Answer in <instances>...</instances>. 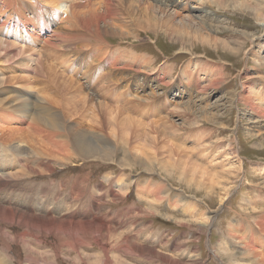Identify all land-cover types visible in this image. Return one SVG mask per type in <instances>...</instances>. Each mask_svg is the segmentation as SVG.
Instances as JSON below:
<instances>
[{
    "label": "rangeland",
    "instance_id": "rangeland-1",
    "mask_svg": "<svg viewBox=\"0 0 264 264\" xmlns=\"http://www.w3.org/2000/svg\"><path fill=\"white\" fill-rule=\"evenodd\" d=\"M185 1L193 7L191 14H198L196 7H203L210 19L203 25L197 24L196 21H186L188 24L185 22L186 24L182 23L181 26V20L177 18L174 19L175 22L169 23L167 30L162 23L163 27L157 26L161 16L156 10L149 11L140 7L135 10V18L137 17V21L140 18L142 23L135 24L134 20L133 25L127 23L126 27L121 29L129 33L141 30L137 32L139 40L129 38L128 33L121 31L119 32L122 39L118 36L107 37L116 53L121 51L123 55L147 58L146 62L152 63L151 69L153 68L154 73L163 81L155 84L150 82L151 74L136 72L137 69H142L136 66L131 70L123 65L124 61L113 67L103 66L101 73L109 76L112 86L115 87L116 92H111L115 96L111 94V98L94 84L90 85L89 79H85L88 68H92L88 78L97 71V63L85 58L88 49L81 51V57H71L67 50L37 41L34 36L28 39L21 37L16 31L7 30V34H4V31L0 30L1 38L15 44L8 53L5 50L0 52L2 87L23 90L43 98V104L66 113L65 121L69 124L74 118L80 121L79 127L82 129L92 127L96 122L99 126L103 122L105 136L111 144L119 147L121 151H126L128 156L131 155L126 158V162L130 164L123 168L112 162L83 161L75 156L63 160L46 153V159L44 155L39 158L40 167L46 163L51 164L52 171L49 175L26 170L25 179L17 174L19 180H16L19 183L17 182L15 188L5 187V191L13 193L22 202L23 198L28 197L26 192L32 191L30 194L33 208H40V205L44 204V209L54 215L69 213L68 218L71 220L102 219L109 223L116 221L112 224L116 227L117 222L122 221L123 225L117 227L113 240L108 241V238L96 235L97 242L74 244L69 236H65L67 241L63 245L56 243L58 239L53 235L41 236L36 230L31 233L21 226L3 225L2 230L9 238L0 234V256L7 259L1 264H27L28 256L34 260L33 264H103L106 255L114 262L110 261V264H264V122L263 125L255 124L259 125L258 127L252 123V120L264 114V52L260 49L264 44V0H246L247 2L240 5L241 8L231 2L232 5L229 0H226L224 6L218 3L219 0L208 4H200L201 0ZM15 4L23 14L29 9L26 15L32 16L34 22L25 24L27 32L34 35L40 28L41 12L46 13L50 9L48 1L15 0ZM13 5L14 0H0L1 20H16L11 12ZM36 7L38 8L35 9ZM172 7L174 8V5L170 7L169 12H172ZM145 14L151 18L154 16L152 21L149 20L151 22L145 23L147 30L144 29L143 22ZM46 15V30L42 34L45 38L50 37L52 29L58 30L63 17L59 14V17L53 18L54 14L50 12ZM181 27L188 28L183 30ZM207 35L209 37H206ZM21 47L23 51H20ZM27 47L30 48L29 53H26ZM182 50L186 51L178 52ZM257 51L261 54L262 62L255 61ZM110 54L111 52L107 58ZM39 60L43 63L42 69L37 66ZM81 63L84 66L82 68ZM48 68L52 69L51 75L44 71ZM55 73L69 81H76V85L80 84L84 90L56 91L52 83ZM25 74L26 77L29 76L32 84L24 88L22 77H25ZM18 76L21 79H17ZM101 77L103 76L97 81ZM91 97L92 99H89ZM88 99L92 103L87 102ZM102 99L106 106L102 105ZM84 106L87 109H83ZM115 107L119 108L120 117L118 108ZM121 109L126 113L122 114ZM80 110L82 114L78 116ZM128 116L134 117L135 119H131L135 122ZM128 121L133 124L130 125ZM138 123L141 124L137 125ZM27 125L28 120L21 123L22 127L26 128ZM174 148L177 151L173 150ZM136 152L137 154H133ZM134 155H141L140 158L150 160L147 162V172L142 171L139 160ZM34 156H25L23 160L13 162L11 152L0 142L2 171H21L22 163L34 165L35 160L39 161L38 155ZM61 183L64 185L59 188ZM44 184L49 188H44ZM71 186L81 188L85 198L75 202L72 199ZM57 188L58 196L53 197L48 192L49 200L46 191L49 189L55 193ZM165 188L172 191V195L178 194L191 208L183 201L175 200L171 194L161 193ZM101 191L105 197L103 204L99 196ZM224 192L226 194L221 200ZM153 194L161 200L158 198L157 201H152L156 204L149 208L148 202L153 198ZM114 195H118V198L111 201ZM46 199L48 205L44 203ZM93 201L96 203H92ZM73 202L78 205L75 207ZM205 214L211 216L207 222ZM23 231L28 232L25 240L26 243L29 241L32 249L27 248L21 241H10V238ZM126 239L128 242L124 243ZM116 243H122V248L116 249ZM105 245L108 248L107 253L101 251V247ZM244 246L250 248L246 250ZM38 251L46 253L45 256L41 257ZM258 259L261 263H258Z\"/></svg>",
    "mask_w": 264,
    "mask_h": 264
},
{
    "label": "bare ground",
    "instance_id": "bare-ground-1",
    "mask_svg": "<svg viewBox=\"0 0 264 264\" xmlns=\"http://www.w3.org/2000/svg\"><path fill=\"white\" fill-rule=\"evenodd\" d=\"M47 1H48L49 8H50L47 10V12L54 14L53 18L59 17V14H60V17L63 16L60 23H59L60 27L59 28L57 27L58 30L52 29V32L49 33L50 37H46V38L42 37V34H44L43 32L46 30V28L44 27V20H45V16H47L46 15L47 12L46 13L41 12L42 17H40L41 21H40V28L38 29V31L33 33L34 35H32L31 32L29 34L27 32L25 22L28 24H31L32 22H34L33 17L32 16L28 17L26 15V12L29 9L26 12H24V14L21 13L20 12L21 9L16 8L15 0H14V5L11 6L12 7L11 12L14 15V17L16 18V20L10 19V21H9V18H6L4 20L0 19V30H3L4 34H7V32H6L7 30H9V31L12 30L14 32L16 31L18 34L22 35L21 37L24 36V38L27 37L28 39H32L31 36H34V38L37 41H43L45 44H47L49 46H59L61 49L67 50L70 53L71 57L72 56L74 57V55H78L79 57H81V56H83V55H81L82 54L81 51H83L84 49H88L87 56L85 55V58L86 59L90 58L93 62L97 63V65H96L97 71L94 72V74L96 73L95 76L93 74L92 77L88 78V74L92 70L91 67L88 68V74H87V77L85 79H87V80L89 79L88 82L91 83L90 85L94 84L96 88L98 87L99 89L103 90L105 92V94H107L106 96H108V97L110 96V98L112 96L111 94H113L111 92H116V91H115V87H113L114 85L112 86V84L110 82V77L107 76L106 74L101 73V67H103V66H112L113 67V66L117 65L120 61H124L123 65L127 66L131 70H133V67L136 66L137 68H142V69L136 68L137 69V70L135 69L136 72L145 73V75L151 74L150 79H149L150 82H152L154 84L158 83V82H163L161 77L154 73V71L152 70L153 68L151 69L152 63L146 62L147 58L145 59L144 57H141V56H139V58H136V57H134L135 55H133V56H127L126 54L123 55V53H120L121 51H117V53H116V50L112 49L111 44L107 40L108 36H118L120 39H122L123 37H122L121 32H125V31H122L121 29L126 27L127 23L130 25H133L132 23L134 22V20L136 21L135 24L138 23L140 25L142 23L140 18H139L140 21L139 20L137 21V19H136L137 17L135 18V13H136L135 10L136 9H139L140 7H142L143 9L149 10V11L156 10V12L158 14H160L161 19L158 22H157V20H155L154 22L155 23L157 22L158 23L157 26H159V27H163L162 24L165 25L167 30L169 29V23L175 22L174 19H177V18H179L181 20L180 21L181 26H182V23H185L186 21H188L189 23L190 22L192 23V21H194V23H195V21H196L197 24L202 23V25H203L206 23L207 19H210V16L203 9V7H196L199 11V13H198L199 15L198 14L195 15L193 13L191 14L193 7H190V5H188L185 0H183L184 2H182V3H177L176 0H47ZM245 1L246 0H229V3L232 2V3H234L235 6H239V8H241L240 5H242ZM210 2L212 3V2H214V0H212V1L211 0H205V1L201 0L199 3L200 4H203V3L208 4ZM218 3L220 5L222 4V6H224L223 4L226 3V0H219ZM173 5H174V8L172 7L173 8L172 12H169L170 7ZM255 5H253V6H255ZM37 8L38 7H36L35 9H37ZM249 8H247V9H249ZM58 10H59V12H58ZM22 11H24V10H22ZM258 12H260V11H258ZM139 13H137V14L139 15ZM143 13H145V12H143ZM143 13H142V15H143ZM155 14H153V15H155ZM158 14H157V16H158ZM145 15H146V17L145 18L143 17L144 29H146L145 23L151 22L153 20L152 18L154 17L153 16L151 18L150 15H149V17L147 16V14H145ZM150 19H151V21H149ZM188 22H186V23L188 24ZM155 23H154V26L156 27ZM190 26H192V24ZM47 27H48V25H47ZM139 27H141V26H139ZM139 27H136V28L139 29ZM65 29L69 30V31L67 32ZM181 29H183V28L181 27ZM119 31H121V32H119ZM139 31H141V30H138L137 32H139ZM157 31H158V29H157ZM135 32H136V30H135ZM135 32L132 31L131 33H129L127 31V32H125V34L128 33L127 37L133 38L134 40H139L140 38H138V33L137 32L135 33ZM25 35H27V36H25ZM206 37H209V36L207 35ZM169 39H171V38H169ZM14 46H15L14 42L0 37V52L5 50V52L8 53V51L12 50V48H14ZM262 47L263 48H260V49H262V52H264L263 51L264 44L262 45ZM25 50L27 51L26 53H29L30 48L27 47V48H25ZM113 50H115V51H113ZM20 51H23L22 47L20 48ZM73 51L75 53H73ZM123 51L126 52L125 50H123ZM185 51L182 50V51H178V52H185ZM109 52H111V54L107 58V55ZM18 53H20V52H18ZM256 53H258V54L256 55L257 59L255 61L259 62L262 59L260 57L261 54L258 51ZM13 54H15V53H13ZM26 55H28V54H26ZM0 58H2V57H0ZM26 63H27V61L24 64H26ZM257 64H259V63H257ZM27 66H28L27 68H29V64H27ZM37 66L39 69H42L43 63H41V60L37 61ZM82 66H83V64L81 63V68H82ZM48 70H44V71L46 73H49V75H51L52 69L48 68ZM19 76L17 77V79L20 78ZM100 76H103V77H101L97 81V79ZM22 78L24 79V80H22L23 81L22 83H24V85H23L24 88L26 86L30 87V85L32 83L29 80V76L26 77V74H25V77H22ZM215 82H216V79H215ZM14 83H15V81H14ZM19 83H21V80ZM52 83H53V86L56 88L55 90L56 91L58 90V92H66V91L74 92V91H78L79 89H83V87L80 84L76 85V81H73V80L69 81L68 79H65L64 76H59L56 73L53 74V76H52ZM113 84H115V83H113ZM165 84H167V83H165ZM20 85H22V84H20ZM209 85H210V83H209ZM203 87L205 88V86H203ZM203 89H202V92L204 91ZM75 93H73V94L70 93V94L75 95ZM84 93L89 94L87 92H84ZM108 94H110V95H108ZM153 94H155V93H153ZM198 94H200V93H198ZM152 95H151V97H152ZM102 96H105V95L102 94ZM113 96H115V94H113ZM89 99H92V97ZM89 99L87 100V102H91V101H89ZM113 100L114 99H112V101ZM147 100H149V99H147ZM81 102H82V100H81ZM43 103H44L43 98H41L39 96H34L31 93H28L25 91L23 92V90H19V89H15V88L2 87L0 84V131H1L0 142L6 146L7 151L11 152L12 159L14 158L13 162H16L18 159L23 160L24 158H26L25 156H29V155L30 156L38 155V159H39L41 157H44L47 154L48 155L50 154L51 156H55V158L57 157V158H60L63 160L64 159L67 160L68 158L75 156L79 160H83V161L112 162L119 167H123V168H125L126 166L128 167L127 164H130V163L126 162V160H127L126 158L128 156L126 154L127 152L121 151V149H119V147L111 144L112 142L108 138H106L105 133H104L105 125L103 124V122H101V124H99V126L96 124L97 123L96 122L94 125L92 124V127L88 126L87 129H82L79 127L80 121H76L77 120L76 118H74L72 116L74 119L72 118L73 120L69 121L71 123V124H69L67 121H65L66 113L60 112L59 110L54 109L53 107H50L49 105H45ZM105 104L106 103L103 100L102 105L106 106ZM182 104H184V103H182ZM100 105H101V102H100ZM175 105H176L175 107H177V104H175ZM189 105H191V104H189ZM192 105H194V104H192ZM82 107H83V105H82ZM111 107H109V108H111ZM115 108H118V107H115ZM83 109H87V107L85 108V106H84ZM173 109H175V108H173ZM107 110H109V109L107 108ZM98 111H100V110L98 109ZM117 111L118 112L120 111L119 108ZM124 111L125 110H123V112H122V109H121L122 114L126 113ZM203 111H204V108H203ZM113 112L115 113V111H113ZM118 112H116V113H118ZM71 113H72V111H71ZM79 114H82L81 110L78 113V116H79ZM186 115H187V112H186ZM104 116H105V114H104ZM119 117H120V112H119ZM128 118L131 119L134 117L130 118V116H128ZM134 119H131V120H134ZM26 120H28V125L26 127L27 129L25 127L21 126V123L25 122ZM93 120H95V119H93ZM11 122H13L12 125H10ZM133 122H135V120ZM263 122H264V114H261V115H259V117L257 119L255 118L254 120H252V123H254V125L255 124L263 125L264 124ZM91 123H93V122H91ZM128 123H130V122L128 121ZM131 123H130V125H131ZM247 123H245V124H247ZM124 124H125V122H124ZM139 124H141V123H138L137 125H139ZM127 126L125 125V127H127ZM160 126H158V128ZM241 126H243V125H241ZM255 126H257V125H255ZM153 128H155V127L153 126ZM153 128H152V131H153ZM158 128H156V130ZM163 128H165V126H163ZM160 133H161V131H160ZM162 133H163V131H162ZM155 134H157V133L155 132ZM129 135H130V132H129ZM159 135L160 134H158V136ZM156 136H155V138H156ZM161 136H162V134H161ZM163 136H165V135H163ZM21 138H22V140H21ZM160 138H162V137H160ZM131 139L133 140V138H131ZM126 142H127V140H126ZM157 142H158V138H157ZM198 142H200V141H198ZM24 143H26V144H24ZM129 146H130V143H129ZM175 146H176V144H175ZM40 148H43V150H39ZM131 148L132 147H130V149ZM133 148H134V146H133ZM155 148L157 150V147H155ZM171 148H173V146ZM132 150L133 149H131L130 151H132ZM173 150L177 151L175 148ZM173 150H171V151H173ZM130 151H128V154H130L129 153ZM181 151H183V150H181ZM133 154H137V152L133 153ZM42 155H44V156H42ZM182 155H184V154H182ZM129 156H131V155H129ZM139 156L141 157V155H139ZM184 156H186V155H184ZM34 157H36V156H34ZM140 157H138V155L135 156V158H137L139 160L138 163H139L142 171L147 172L149 170V168L147 167V162L149 159L148 158L144 159V158H140ZM187 157H185V158H187ZM46 158H47V156H45V159ZM172 160L174 161V159H172ZM35 161H36V164H34V165L22 163L23 167H22L21 171H11V170L2 171L1 170L2 165H0V234L2 237L9 238L8 234L2 230L3 225L4 226L5 225H9V226L17 225L18 227L21 226V227H24V229L31 231V233L34 232V230H36L38 232V234H40L41 236L47 235V234L53 235L58 239L57 240L58 242H56V243H58L59 245H63V243H65V241H67L64 238L65 236H69V239H72L73 242H75L74 244H77V243L78 244H84L87 242L89 243V242H95V241L97 242L98 237H96V235H100V236L102 235L103 237L108 238V241H110L112 239V237L116 236L115 234H117V232H116L117 227H120V224L123 225V222L120 219L119 220L121 222H117V224H116L117 227L115 225H112L113 223H116V221L109 223V221H105V220L103 221L102 219H101V221L96 220V219H93V220H81V219L73 220L72 219L71 220L68 218V217H70L69 213L67 214V212H63V213L54 215L51 213V211H48V209H46V208L44 209V204L40 205V208H33L34 206H33V203L31 204V194H30V193H32V191L26 192L28 197L23 198L24 202H22V200L15 197L13 193H11V192L7 193L5 191L6 190L5 187L15 188L16 184L19 180L17 178L18 177L17 174H20L21 177L25 178L27 175V173H25L26 170L33 171L35 173H40L44 176L50 174V172L52 171V165L51 164L46 163V164L42 165L43 167L42 166L40 167V165H41L40 159H39V161L38 160H35ZM184 162H185V160H184ZM186 163H189V162H186ZM194 166H196V165H194ZM199 166H196V167H199ZM166 167H168V166H166ZM193 168H194V173H195V167H193ZM193 168H192V170H193ZM17 170H20V169H17ZM186 170H187V168H186ZM197 170L198 169H196V171ZM202 170H199V171H202ZM156 171H157V169H156ZM201 175H203V173ZM16 178L18 180H16ZM122 182L123 181H121V183ZM74 184H76V183H74ZM63 185H64V183H61V185H59V188H61ZM20 186H22V185L20 184ZM43 187L46 188L48 186L46 184H44ZM59 188H57L56 190L54 189L55 193H53L49 189L46 191V195H47L49 200H50V198H49L48 192L53 197H57ZM25 190H27V189H25ZM157 192H159V191H157ZM163 192H167L170 195L172 191L170 192L169 189H166V190L161 191V193H163ZM225 194L226 193L224 192L223 197L221 196V198H220L221 200L224 198ZM71 195L73 196V198L72 197H70V198L74 199L75 202L80 201L82 199V197L85 198V195H84L82 189L79 187L75 188L73 186L71 188ZM99 196H100L101 204H103L104 200H105L104 192L101 191ZM152 196H153V198L151 197L150 201L148 202L149 208H152L156 204L152 201H154V200L157 201L158 198L160 199V197H155L156 195H154V194ZM172 196L174 197L175 200H179V201L181 200L184 202L185 205H188V208L189 207L191 208V205L187 204L188 202L183 200L178 194L173 193ZM93 197H94V195L92 196V199H93ZM117 198H118V195H114L111 201H114ZM26 200H28L30 202H26ZM172 202H174V201H172ZM44 203H46L48 205L47 199L44 201ZM92 203H96V201H93ZM76 204L74 203L75 207H76ZM30 206H31V208H30ZM75 207L72 210L73 212H74ZM191 212H192V210H191ZM205 215L204 216H205V219L207 222L208 217L211 218V216H208L207 214H205ZM71 216L73 217V215H71ZM262 222H264V221H262ZM27 233L28 232H26V231L18 233L15 236H13V238H10V241L13 243L14 242L17 243V242L21 241L22 243H24L26 245L27 248L30 249L31 244L29 243L28 240H27L28 243H26V240H25V236H28ZM34 234H36V233H34ZM33 236H35V235H33ZM35 237L38 238L37 236H35ZM117 239H118V237H117ZM127 240L128 239L124 240V243H127L128 242ZM130 244L134 245L133 243H130ZM85 246H86V244H85ZM244 247H246V246H244ZM115 248L121 249L122 243L121 244L116 243ZM248 248H250V246ZM248 248L246 250H248ZM101 251L104 253L108 252V248L106 247V245L103 248L101 247ZM151 251H152V249L150 250V252ZM251 252H253V251H251ZM28 253H30V252H28ZM38 253L41 255V257L45 256V254H46L44 252L42 253L39 251H38ZM162 256H163V254H162ZM261 257H263V255ZM169 258L167 260H169ZM263 259H264V257L262 258V260ZM28 260L29 261H27V262H29V263H27V264H33L34 260H32L29 256H28ZM259 260L260 259H258L257 261H259ZM5 261H7V259H5L4 257L1 258V256H0V264L5 262ZM110 261H112V260H110L109 256L106 255V258L103 261V264H110L113 262V261L112 262H110ZM193 263H195V262H193ZM258 263H261V262L259 261ZM234 264H237V263H234Z\"/></svg>",
    "mask_w": 264,
    "mask_h": 264
}]
</instances>
